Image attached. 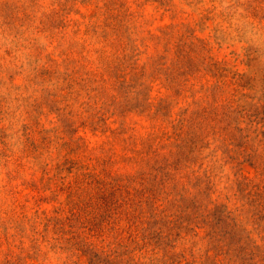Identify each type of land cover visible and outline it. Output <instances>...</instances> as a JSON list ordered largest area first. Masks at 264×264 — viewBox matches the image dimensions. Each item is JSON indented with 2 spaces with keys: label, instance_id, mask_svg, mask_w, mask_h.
I'll return each instance as SVG.
<instances>
[{
  "label": "rangeland",
  "instance_id": "rangeland-1",
  "mask_svg": "<svg viewBox=\"0 0 264 264\" xmlns=\"http://www.w3.org/2000/svg\"><path fill=\"white\" fill-rule=\"evenodd\" d=\"M0 264H264V0H0Z\"/></svg>",
  "mask_w": 264,
  "mask_h": 264
}]
</instances>
